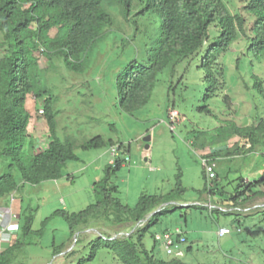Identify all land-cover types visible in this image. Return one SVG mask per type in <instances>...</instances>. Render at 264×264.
I'll return each mask as SVG.
<instances>
[{
	"label": "rangeland",
	"instance_id": "rangeland-1",
	"mask_svg": "<svg viewBox=\"0 0 264 264\" xmlns=\"http://www.w3.org/2000/svg\"><path fill=\"white\" fill-rule=\"evenodd\" d=\"M223 1L232 14L247 16L244 6L249 0ZM145 2L133 0L129 20L124 19L120 5L107 7L112 26L103 30L82 71L68 68L62 58L48 57L43 50L36 53L45 85L56 98L58 136L74 142L79 160L68 163L60 179L39 185L25 184L19 170L14 169L18 189L13 203L9 199L8 205L19 215L20 231L5 245L7 248L18 244L8 255L9 263L122 264L108 249H98L96 239L104 234L134 235L147 222L118 226L99 218L89 229L80 228L73 236L63 217H54L43 226L56 211L78 213L96 202L94 186L104 178L105 168L112 165L111 147L84 151L80 146L101 136L120 147L116 159L125 161L111 180V185L118 188L113 196L122 204L134 208L144 195H168L180 177L183 192L172 196L168 213L159 216L158 223L142 241L157 260H178L181 264H264V207L251 208L258 199L264 200V183L252 188L260 195L250 203L239 200L236 205L232 200L242 180L254 182L264 177V145L245 156H227L236 144L245 142L234 134L230 124L244 128L264 119V97L255 89L253 79L260 78L264 88V55L249 53L248 39L240 34L216 57L217 91L210 101L199 100L200 91L208 85L201 81L205 73L198 70V60L190 57L175 68L171 64L163 70L151 101L141 110L126 114L119 105L117 76L133 60L148 64L163 25L162 17L155 12L139 15ZM250 26L248 22L247 27ZM220 31L219 26H213L210 38L218 37ZM57 33L55 28L49 35L54 37ZM3 55L4 50L0 49V58ZM201 106L208 107L210 115L199 111ZM26 110L30 114L31 138L25 150L37 154L49 143L47 124L41 115L43 100L29 95ZM171 110L178 112L175 123L168 116ZM146 136H151L149 149L143 142ZM205 155L218 158L219 181L211 185L218 187L211 196L217 208L212 211L206 205L209 194L202 166ZM10 163L0 160V175L8 172ZM224 207L229 211H224ZM245 207L249 211L245 212ZM29 215L33 216L32 231L23 234ZM221 228L232 232L220 238ZM176 229L186 239L179 249L184 253L182 257L168 255L165 249V234ZM61 247L65 250L55 255Z\"/></svg>",
	"mask_w": 264,
	"mask_h": 264
},
{
	"label": "trees",
	"instance_id": "trees-1",
	"mask_svg": "<svg viewBox=\"0 0 264 264\" xmlns=\"http://www.w3.org/2000/svg\"><path fill=\"white\" fill-rule=\"evenodd\" d=\"M112 5H120L124 19L129 20L133 0H0V32L3 35L0 49L4 50L0 58V160L11 162L8 172L0 175V199L18 189L13 175L16 168L25 184L39 185L60 179L67 164L79 160L74 142L70 139L63 141L58 136L54 111L56 98L45 85L36 53L43 50L48 57L55 55L62 58L68 68L82 71L89 52L101 38L103 30L112 26L113 20L107 11V7ZM244 11L247 16L232 14L223 0H146L139 15L155 12L162 17L163 25L151 49L148 64L133 60L117 76L121 110L133 114L144 108L151 101L163 70L171 64L175 68L190 57L198 60V70L205 73L201 81L208 85L200 91L199 100L204 103L210 101L217 91L214 75L216 57L226 51L240 34L248 39L249 53L256 57L264 55V0H249ZM248 22L251 25L249 28ZM213 26H219L221 31L218 37L211 39L210 30ZM55 28H58V33L50 37V32ZM253 79L255 89L264 97L262 80L257 76H253ZM29 95L43 100L41 115L49 133V143L37 154L25 150L31 138L28 132L30 114L26 110ZM199 111L210 115L206 106L199 107ZM230 125L234 134L245 142L236 144L228 152V157L245 156L264 145V119L255 126L244 128H238L233 123ZM107 146L113 147L115 144L112 140L106 141L97 136L80 147L90 151ZM203 158L217 164L218 158L213 155ZM124 163V160L116 159L105 168L104 178L94 186V204L78 213L56 211L43 222V226L54 217H63L73 236L80 228L89 229L99 218L118 226L139 224L151 212L170 203L174 194L183 192L178 177L172 193L165 196L144 195L134 208L126 206L113 196L118 188L111 185L112 177ZM205 179V190L209 196H214L218 187L212 188V183L209 187L206 175ZM213 181H219L217 168ZM263 183L258 180L245 184L242 180L232 200L236 205L239 200H242L241 203L249 202L260 195L252 188ZM166 208L152 216L134 235L113 240L104 234L96 239V247L108 249L122 264H181L178 260H157L142 242L146 232L158 223L159 216L168 213ZM32 223V215L25 218L23 234L32 231ZM17 247L18 244L14 243L0 251V264H11L8 255ZM64 250L61 247L54 254Z\"/></svg>",
	"mask_w": 264,
	"mask_h": 264
},
{
	"label": "built area",
	"instance_id": "built-area-1",
	"mask_svg": "<svg viewBox=\"0 0 264 264\" xmlns=\"http://www.w3.org/2000/svg\"><path fill=\"white\" fill-rule=\"evenodd\" d=\"M168 116L170 121L172 123H175L178 117V112L175 110H171L169 111ZM119 150L120 147L116 145L110 148V156L112 157L111 160L112 164L115 162V159L119 154ZM202 166L204 168L205 175L210 187L212 181L216 178L217 164L207 158H202ZM244 183L245 184L249 183V181L244 180ZM10 199H11V203H13V194L10 195ZM206 205L211 211L217 208L216 205L212 203L211 196H209V201L207 202ZM224 210H228V209L226 208ZM244 211L246 212V209ZM18 221H19V215L12 212L11 208L7 211V213H3L0 211V243L7 242L9 244L10 240L15 238L19 234L20 225ZM236 231L241 232L240 229H237ZM231 232L232 231L228 228H221L218 231V236L221 238L228 234H231ZM124 235L125 234H122V236ZM164 242H165V249L168 255L177 254L179 257L184 256V253L179 249L181 248L182 245L186 243V239L184 237V233L180 229H176L172 233L165 234Z\"/></svg>",
	"mask_w": 264,
	"mask_h": 264
},
{
	"label": "crops",
	"instance_id": "crops-1",
	"mask_svg": "<svg viewBox=\"0 0 264 264\" xmlns=\"http://www.w3.org/2000/svg\"><path fill=\"white\" fill-rule=\"evenodd\" d=\"M14 194V193H13ZM9 199H10V196H7V197H5V198H2V199H0V211L1 212H3V213H7V211L11 208V207H9ZM253 200H255V199H253ZM253 200H251V201H253ZM250 201V202H251ZM249 202V203H250ZM255 202H257V203H255V205H252L251 206V208H255V207H264V200L263 199H258L257 201H255ZM248 203V202H247ZM228 209V207H224V208H222L223 210L224 209ZM246 209V212L247 211H249V209L248 208H244V210ZM224 211H229V210H224ZM19 222V221H18ZM12 240V239H11ZM5 245H8V243L7 242H4V243H0V251H2V250H4V249H6V247H5Z\"/></svg>",
	"mask_w": 264,
	"mask_h": 264
},
{
	"label": "water",
	"instance_id": "water-1",
	"mask_svg": "<svg viewBox=\"0 0 264 264\" xmlns=\"http://www.w3.org/2000/svg\"><path fill=\"white\" fill-rule=\"evenodd\" d=\"M151 141V136H146V137H144L143 138V142L146 144V149H149V147H150V145H149V142ZM261 181H264V177H262L261 179H260ZM255 183L256 182H258V181H254ZM171 204H173V203H167V204H164V205H162L161 207H159V208H157L156 210H154L153 212H151L149 215H147L140 223H139V225L140 224H144V223H146V222H148L150 219H151V217L152 216H154L155 214H157L158 212H160L162 209H164V208H166V207H168V206H170ZM183 206H185V205H183ZM185 207H187V205L185 206ZM132 233H128V235L127 236H130ZM121 236H113L111 239H118V238H120Z\"/></svg>",
	"mask_w": 264,
	"mask_h": 264
}]
</instances>
